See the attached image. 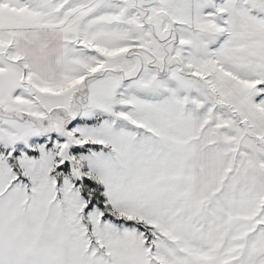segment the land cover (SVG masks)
Listing matches in <instances>:
<instances>
[{
	"label": "snow or ice",
	"instance_id": "6c2138e0",
	"mask_svg": "<svg viewBox=\"0 0 264 264\" xmlns=\"http://www.w3.org/2000/svg\"><path fill=\"white\" fill-rule=\"evenodd\" d=\"M0 264H264V0H0Z\"/></svg>",
	"mask_w": 264,
	"mask_h": 264
}]
</instances>
